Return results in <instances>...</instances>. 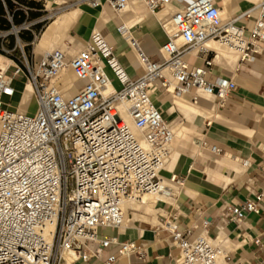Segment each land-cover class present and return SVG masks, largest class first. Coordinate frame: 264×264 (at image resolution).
<instances>
[{"label":"built area","instance_id":"built-area-1","mask_svg":"<svg viewBox=\"0 0 264 264\" xmlns=\"http://www.w3.org/2000/svg\"><path fill=\"white\" fill-rule=\"evenodd\" d=\"M74 1L90 6L103 2L120 13L130 0ZM142 2L149 13L170 5L173 10L159 17L167 35L159 59L148 57L135 37H127L142 68L139 76L130 78L99 31H92L75 53L67 42L63 48L43 50L35 60L34 42L55 17L56 4L0 0V16L8 24L0 28V54L9 61L0 68V264H74L90 259L114 264L123 256H140L134 241L102 230L124 223L123 197L150 192L170 199L174 184L182 183L173 173L165 179L162 175L174 132L155 104V95H191L195 102L197 92H202L222 106L236 83L230 77L211 76L216 52L205 42L234 48L241 60L264 43V0L224 21L220 0ZM241 19H251V26ZM118 30L124 34L129 29L121 24ZM24 33L30 37L27 41ZM191 49L202 53L201 64L186 59ZM66 70L78 83L72 94L61 79ZM19 74L25 75L36 101L30 114L2 106L1 96L12 95L11 83ZM208 149L221 152L215 145ZM261 199L262 194L257 195V201ZM258 211L257 202L245 199L227 206L218 219L238 225L246 212ZM158 228L176 248L173 264H225L226 253L207 235L188 238L173 217L163 216Z\"/></svg>","mask_w":264,"mask_h":264},{"label":"crops","instance_id":"crops-1","mask_svg":"<svg viewBox=\"0 0 264 264\" xmlns=\"http://www.w3.org/2000/svg\"><path fill=\"white\" fill-rule=\"evenodd\" d=\"M46 1L49 5L62 2ZM137 1L130 0V6L122 13L108 12L106 4L102 8L79 5L66 11L77 12L70 27L61 36L63 46L70 42L75 53L88 40L91 32L99 29L113 45L114 53L128 76L136 78L142 73V68L127 33L120 34L118 27L126 25L129 34L138 40L141 50L153 60L160 58L159 47L167 40L159 24L161 12L149 13L145 5ZM229 1L220 0L224 16L229 13V17H233L250 6L248 0ZM228 2L233 3L230 8L223 4ZM166 9L170 12L173 6H167ZM240 23L251 26L252 20L241 19ZM44 30L34 42V59L40 58L43 50H46V47L39 46ZM202 56L199 50L191 49L186 59L199 65ZM228 58L216 54L211 70V76L230 77L236 83L235 90L222 106L217 105L212 95L197 92L195 102L191 95H187V100L199 105L204 112L208 111L183 113L172 95L164 92L155 95V104L161 108L164 119L172 125L173 130L187 131L185 135L174 137L170 156L162 170L164 179L173 173L182 183L174 184V197L166 199L155 212L127 210V218L120 227L102 230L106 235H116L120 240L134 241L141 251L140 256H123L114 264H173L176 248L170 243L167 232L158 228L163 216L173 217L178 228L188 238H195L202 233L221 245L226 253L225 264L236 261L264 264V43H258V51L253 52L248 59ZM64 83L72 87L67 81ZM73 85L75 88L78 83L74 81ZM11 86L12 95L1 96L2 106L9 110L33 113L30 108L34 99L32 88L25 75L15 76ZM209 145H215L221 152H211ZM227 154L231 160L226 158ZM222 159L226 163L222 164ZM243 161H246V165L242 164ZM259 194H262L261 201H257ZM245 199L257 202L258 213L246 212L238 225L235 222H219V214L227 206L237 205ZM134 201L138 203L136 205L146 208H152L156 202L155 199ZM74 264L104 263L100 259H90Z\"/></svg>","mask_w":264,"mask_h":264},{"label":"bare ground","instance_id":"bare-ground-1","mask_svg":"<svg viewBox=\"0 0 264 264\" xmlns=\"http://www.w3.org/2000/svg\"><path fill=\"white\" fill-rule=\"evenodd\" d=\"M137 1V0H136ZM141 3L142 0H139ZM138 2V1H137ZM79 5H85V3H78L76 6H79ZM98 5L96 6H91V7H98ZM130 6V1L127 5V7L122 10L120 13L126 11L128 9V7ZM74 10V9H73ZM76 12L77 11H70V12H62L60 13L53 21H51L47 26H46V29L44 30L40 40H39V46L42 48V47H47L49 46L48 44L50 43H53L56 39H58V37L62 36V34L66 33V31L68 30V28L70 27L71 23L73 22L74 20V17L76 15ZM80 13V12H79ZM165 13H167V9L165 8L161 13H160V16L164 15ZM78 15V14H77ZM220 15H221V19H222V12H220ZM225 19H222V21H224ZM118 32L120 34H123L121 33L119 30ZM127 33V37L130 35L128 31H126L124 33V35ZM61 38V37H60ZM205 46L208 48V49H211L213 51L216 52L217 55H222V56H227L232 58V59H236V56H237V51L234 49V48H226L224 46H222L218 41H215V40H207L205 42ZM135 51V55H136V58H137V61L138 63L141 62L140 60V57L138 56V53L136 51V49H134ZM222 59V58H221ZM229 59V58H228ZM220 60V59H219ZM230 60V59H229ZM234 60L232 62H234ZM4 61V62H3ZM5 62L6 63H9V61L3 56L0 54V68H5L6 65H5ZM71 72V70H70ZM66 73L63 72L61 74V78L62 76ZM72 73V72H71ZM114 84L113 87H117L118 86V82L117 81H113L112 82V85ZM28 89H29V86H28ZM175 100V99H174ZM175 103L178 107L179 110H181L183 113H186L187 111H191V112H204L203 109L201 110L198 106H196L197 104L195 103H192L191 101L187 100V99H182V100H175ZM210 104V103H209ZM204 107L206 106L203 105ZM203 108V107H202ZM208 109V108H207ZM206 111L208 110H205L204 113H206ZM210 112V110H209ZM208 113V112H207ZM174 132V137L176 138L177 136H180V135H185L187 134V131L186 130H173ZM170 156V154H169ZM228 156V154H227ZM224 158V157H223ZM226 158H229L226 157ZM224 160V161H222ZM221 162H223L222 164H224L225 162V159H222ZM229 160H231L229 158ZM168 161V160H167ZM167 163V162H166ZM226 163V162H225ZM229 164V162H228ZM176 184H180V183H176ZM151 195H154L153 193H150V192H143V194H138L137 196H131V197H123L121 199V207L124 211V204L127 202V201H133V200H140L142 202H145L147 201L149 198L151 199ZM221 260V259H220Z\"/></svg>","mask_w":264,"mask_h":264},{"label":"rangeland","instance_id":"rangeland-1","mask_svg":"<svg viewBox=\"0 0 264 264\" xmlns=\"http://www.w3.org/2000/svg\"><path fill=\"white\" fill-rule=\"evenodd\" d=\"M61 1H62L61 3L56 4L57 13H56L55 17L51 21H53L60 13L66 12V11L72 9L73 7H75L78 4V2H75V1H67V0H61ZM256 1L257 0H248L247 3H249V5H252ZM229 2L228 3H223L224 6H227L228 8H230L231 4H233V3H229ZM141 4L144 5V3H141ZM47 5H48L47 7H49L52 4H50V5L47 4ZM103 5H105V3L101 2L99 4L100 7H97V8H102ZM85 6H86V8H91V6L89 4H87V3H85ZM107 10L110 13H114V12L110 11L109 9H107ZM227 16L229 17V13H228ZM227 16L223 15V19H227L228 18ZM93 31H99L104 37H106L99 29H94ZM60 37H58V39L55 40L53 43L48 44L49 46H47L46 49H53L54 47L63 48L64 46H63V43H62V37L61 38ZM236 58H237V56H236ZM35 59L37 60V57ZM108 74L110 75L109 72H108ZM63 78H65V79H63ZM18 79L20 80V77ZM61 79L63 80V82L67 81L69 84H71L72 87L68 89L67 93L68 94H72L75 91V88H74V85H73L75 78H74L73 74L70 72V70H66V74H64ZM172 97L175 100L187 99V96H182V97H174V96H172ZM30 108H31V112L35 110V108H36L35 98L31 102ZM172 144H173V142H172ZM172 144H171V146H172ZM140 194H143V193H140ZM151 196H152L151 200L155 199V201H156L155 203L152 204V208H146L143 205H136L138 203L136 201H134V200L133 201H127L124 204V210L127 207H129V206H132V207L131 208H127L126 212L123 211L124 220H126V218H127V210L132 211V209H141V210H145V211H148V212H155L156 208L161 206V204L167 199V198H165L163 196H160L158 194H154V195H151Z\"/></svg>","mask_w":264,"mask_h":264},{"label":"trees","instance_id":"trees-1","mask_svg":"<svg viewBox=\"0 0 264 264\" xmlns=\"http://www.w3.org/2000/svg\"><path fill=\"white\" fill-rule=\"evenodd\" d=\"M8 4L10 5V3H8ZM1 14H2V9H1V7H0V15H1ZM6 26H8L6 20L0 16V28H4V27H6ZM22 38L29 39L30 37H29L28 34L24 33V34L22 35Z\"/></svg>","mask_w":264,"mask_h":264}]
</instances>
